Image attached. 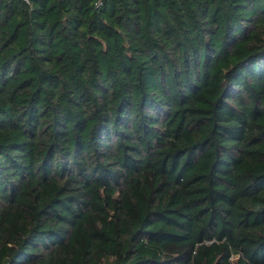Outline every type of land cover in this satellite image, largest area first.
<instances>
[{"label": "trees", "instance_id": "16d2710c", "mask_svg": "<svg viewBox=\"0 0 264 264\" xmlns=\"http://www.w3.org/2000/svg\"><path fill=\"white\" fill-rule=\"evenodd\" d=\"M0 264H264V0H0Z\"/></svg>", "mask_w": 264, "mask_h": 264}]
</instances>
